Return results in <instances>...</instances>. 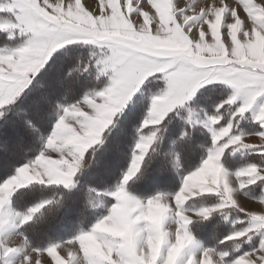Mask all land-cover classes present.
Wrapping results in <instances>:
<instances>
[{
	"label": "snow or ice",
	"instance_id": "snow-or-ice-1",
	"mask_svg": "<svg viewBox=\"0 0 264 264\" xmlns=\"http://www.w3.org/2000/svg\"><path fill=\"white\" fill-rule=\"evenodd\" d=\"M0 13L10 14L0 18V32L27 37L14 48L0 49V118L22 112L25 129L15 141L0 133V162L10 161L17 147L30 150L26 136L40 132L17 100L27 95L25 89L55 49L75 42L96 46L95 71L107 77L104 87L74 102L60 103L54 94L34 101L37 114L57 118L39 153L0 179V264H264V166H226L227 155L242 150L264 158V0H0ZM90 69L91 64L77 63L65 80ZM148 77L164 86L152 95L136 128L130 160L104 214L89 227L80 226L89 205L97 206L91 196L95 189L89 187L85 201L71 210L78 225L73 234L34 245L28 229L51 227L65 211L80 191L77 174L85 167L86 151L106 144L102 133L106 128L112 133L114 114L142 84L151 86V80L145 84ZM212 82L230 92L216 105L218 111L194 121V108L186 102ZM75 83L71 79L68 89ZM224 105L233 109L221 123ZM178 106L186 108L188 125L207 129L211 142L198 165L168 190L169 164L179 166L176 149L165 152L154 168V157H145L161 139L162 121ZM234 118L254 124L244 131ZM190 138L182 128L178 141ZM130 181L152 189L151 194L130 192ZM33 184L62 186L64 199L15 209L13 195L24 197L28 193L18 190ZM217 216L233 227L217 233ZM203 231L211 233L213 246L197 238Z\"/></svg>",
	"mask_w": 264,
	"mask_h": 264
},
{
	"label": "trees",
	"instance_id": "trees-1",
	"mask_svg": "<svg viewBox=\"0 0 264 264\" xmlns=\"http://www.w3.org/2000/svg\"><path fill=\"white\" fill-rule=\"evenodd\" d=\"M15 40L8 32H0V47L7 46ZM95 60L96 57L92 49L88 45L78 42L65 45L51 54L44 67L36 73L29 89H25L27 95L22 93L21 97L17 100L18 106L26 110L27 115L33 119L40 132L35 137L26 136L25 145L30 150L17 147L15 155L10 161L0 163V179L12 174L16 166L27 162L39 153L43 139L51 131V127L57 118L56 115L47 118L42 114H37L34 101L38 100L42 95L54 94L57 97H61L58 102L70 103L80 99L86 92H90L93 89L99 90L106 85L107 77L98 76L95 71ZM77 63L80 65L91 64V69L74 73L73 77L65 80L69 71ZM73 78L76 80V83L74 87L68 89V85ZM61 79L64 81L63 85L60 83ZM38 85H43V88ZM205 88L209 90L204 91ZM66 89L68 90L66 91ZM227 92V88L218 83L204 85L198 90L190 105L197 112H216L218 111L216 105L224 99ZM65 93L67 95L66 101L63 100ZM149 95V89L143 86L128 104H126L125 109L115 115L113 120L115 128L112 133H109L108 128L104 131L102 138L105 136L108 137L106 144L98 147V150L95 152L91 148L87 151L83 162L85 167L77 174V178L80 180V191L73 195L71 201L68 203V207L56 218L51 227L28 229L27 234L34 245L43 246L50 241L65 239L73 234L78 225L76 223L77 218L71 210L79 207L85 201V194L89 187L95 189L91 196L93 204L97 206L92 207L89 205L85 216L82 218L83 224L80 226L87 228L99 215L104 214L107 206L113 200L106 193V190L115 187L121 178L122 172L128 165L132 146L136 139V128L139 127V123L146 114L149 106ZM223 109L224 106L219 110L222 113L221 123L226 122V114L223 113ZM177 112L180 114L177 115ZM38 117L39 122L36 121ZM184 117H186V111L182 109H175L166 115L165 120L162 121L163 127H161V132L159 133L161 139L155 141L152 146V148H155V153L150 148L148 155L145 157L146 161L149 156L154 157L153 164L151 165L154 168L159 165L165 152L173 148L176 149L179 156V166L174 167L173 164H169L170 183L166 186L168 190H175L180 183V176L185 174L187 170L198 165L200 159L206 154V148L211 142L210 133H208L207 129H204L198 123L188 125ZM169 118H171L170 122ZM23 119L24 113H17L16 111L8 112L5 118H0V133L3 134V138L6 134L13 133L15 129L20 131V135H24ZM253 124V121L246 119L240 122L238 127H242L244 131H248L251 130ZM109 128H112V125ZM182 128L190 132L191 138L180 142L178 141V137ZM173 141H177V143L174 145ZM260 156L257 153L244 151L229 153L227 155L228 163L226 166L234 170L239 164L241 165L251 161L258 163L259 160H257V157ZM89 160H91V164L88 163ZM127 187L130 192H133L137 196L150 195L152 192V189L132 185L131 181ZM249 189L255 190L256 186L250 185ZM19 191H26L28 193L20 199L17 198L16 194L13 195L12 206L19 211H24L27 207L42 199H64L65 195L62 186L33 184ZM229 215L234 216L235 214L229 213ZM216 219L220 222V227L216 230L217 233H222L225 228L231 229L233 227L232 224L224 221L219 216ZM193 234L196 235L195 230ZM197 238L208 247L213 246L216 242L209 231L201 232ZM217 239H223V237L218 235ZM225 243L227 244L229 242ZM241 247L244 248V245H241Z\"/></svg>",
	"mask_w": 264,
	"mask_h": 264
},
{
	"label": "rangeland",
	"instance_id": "rangeland-1",
	"mask_svg": "<svg viewBox=\"0 0 264 264\" xmlns=\"http://www.w3.org/2000/svg\"><path fill=\"white\" fill-rule=\"evenodd\" d=\"M10 14H8V13H0V18H6V17H8ZM12 38H15L16 40L14 41V42H12V43H10L9 45H7V46H3V47H0V49H11V48H14V47H16V46H18V45H20V44H22L23 43V41L27 38L26 37V35L25 34H21V33H19V32H15V33H8ZM78 43H81V44H85V43H83V42H78ZM85 45H88L91 49H92V51L94 52V54H95V57L97 58L98 57V55L100 54L99 53V50H98V48L96 47V46H92V45H89V44H85ZM63 46H65V45H63ZM63 46H61V47H63ZM60 47V48H61ZM59 49V48H58ZM55 50H57V49H55ZM54 50V51H55ZM53 51V52H54ZM160 74H155V76H159ZM60 79V78H59ZM149 80H151V86L149 87V88H147V89H149V92H150V95H149V106H150V102H151V97H152V95H154V94H156L163 86H164V84H163V81L162 80H160V79H155L154 77H148V78H146V80H145V84H147L148 83V81ZM59 81V80H58ZM61 81H62V79H61ZM214 83H218V84H221V85H223L221 82H212L211 84H214ZM105 86V85H104ZM103 86V87H104ZM144 85L142 84L141 85V88L140 89H138L137 90V92L138 91H140L141 89H142V87H143ZM225 88H227V93H226V96L224 97V99H226V97H227V94L230 92V89L227 87V86H225V85H223ZM156 88V89H155ZM136 92V93H137ZM198 92V91H197ZM87 93V92H86ZM136 93H134L133 94V96L136 94ZM194 99V98H193ZM223 99V100H224ZM190 102L191 101H188V102H186V104H188V105H190ZM221 103V101L218 103V104H220ZM149 106H148V108H149ZM148 108H147V110H148ZM177 109H182V110H184V111H186V108L184 107V106H178L177 107ZM232 109H233V106H229V105H224V109H223V113L224 114H226V121H227V119L230 117V113H231V111H232ZM175 110V109H174ZM146 113H147V111H146ZM213 113H215V112H197V111H195L194 110V112H193V120L195 121V120H201V119H203L204 118V116L207 114V115H210V114H213ZM117 114V113H116ZM116 114H114V116H113V120H114V117H115V115ZM222 114V113H221ZM146 115V114H145ZM246 116H248V115H250L249 113H246L245 114ZM186 116H187V111H186ZM222 116V115H221ZM39 117L38 118H36V121H38L39 122ZM56 120V119H55ZM243 120H246V119H239L238 120V122H236L235 121V118H234V122H236V128H241L242 129V127H238V124L240 123V122H242ZM55 122V121H54ZM110 126V125H109ZM107 129V128H106ZM105 129V130H106ZM104 130V131H105ZM104 133V132H103ZM103 133H102V135H103ZM11 135V136H10ZM19 136H21L20 135V131L18 130V129H15L14 131H13V133H11V134H6V136L4 137V139H6V140H8V139H11V140H13V141H15ZM135 142V141H134ZM133 145H134V143H133ZM133 147V146H132ZM88 151V150H87ZM87 151H86V153H87ZM243 151V150H242ZM241 151V152H242ZM85 153V154H86ZM257 154H259V153H257ZM261 154H259V156H260ZM131 156V155H130ZM129 160H130V157H129ZM257 160H259V162L257 163V164H260V165H262V166H264V158H262L261 156L260 157H257ZM129 162V161H128ZM251 162H253V161H251ZM1 163V162H0ZM2 163H4V162H2ZM247 163V162H246ZM245 164V163H244ZM241 165H243V164H241ZM240 164L237 166V167H239V166H241ZM236 167V168H237ZM127 168V167H126ZM126 170V169H125ZM257 183H259V182H257ZM250 186V185H249ZM248 186V187H249ZM114 188H112V189H109V190H106V193L107 194H109L112 190H113ZM105 192V191H104ZM233 216V215H232ZM68 238V237H67ZM66 239V238H65ZM201 241V240H200ZM203 243V242H202ZM204 244V243H203ZM205 245V244H204ZM206 246V245H205ZM245 250H247L246 248H245Z\"/></svg>",
	"mask_w": 264,
	"mask_h": 264
},
{
	"label": "crops",
	"instance_id": "crops-1",
	"mask_svg": "<svg viewBox=\"0 0 264 264\" xmlns=\"http://www.w3.org/2000/svg\"><path fill=\"white\" fill-rule=\"evenodd\" d=\"M229 170H232V169L229 168Z\"/></svg>",
	"mask_w": 264,
	"mask_h": 264
}]
</instances>
